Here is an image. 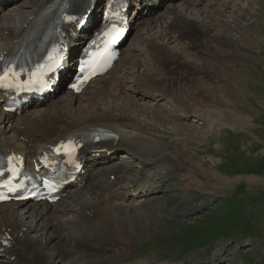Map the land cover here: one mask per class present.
I'll use <instances>...</instances> for the list:
<instances>
[{
	"label": "rangeland",
	"instance_id": "374dc122",
	"mask_svg": "<svg viewBox=\"0 0 264 264\" xmlns=\"http://www.w3.org/2000/svg\"><path fill=\"white\" fill-rule=\"evenodd\" d=\"M29 1L23 0L20 3ZM233 1L224 3V5L228 4L227 9L231 16L229 21L232 25L227 24L223 28L220 26L222 30L221 35L217 37L218 40L212 34L217 29L216 25H208V28L211 26L208 29L212 37L209 39L210 43L205 38L207 34L202 36L201 31H198V35H193L196 30L190 25L192 29L188 31L186 38L191 45L187 50H179L180 54L171 53L170 60L161 66L162 72L167 74L166 76L169 75L170 82L180 78L182 74H188L191 78L195 76L193 81L183 82L186 86L182 87L181 91L190 87L189 94L199 101L195 107L203 117L204 115L209 117L211 123L198 125L193 119H180L178 115L182 111L177 110L174 100L176 97V100H179V94L176 97L170 94L169 98L172 95L173 99L162 102L165 105L162 108L164 110L162 115L166 122L163 119L159 121L151 119L150 116L145 117L144 113L155 106H152L148 100H139V96L142 95L140 91L131 94L132 92L124 87L126 81H122L117 74L114 78L112 75V79L118 81L114 84L120 89H112L111 97L131 94L140 103L135 109L126 104H118V108L126 109L124 114L128 117L139 115L137 119L142 130L162 140L163 149H160L167 155L172 153L176 156V158L168 157L175 159L178 165L185 169L181 170V173L182 175L187 173V180L181 179L177 173L170 181L164 178V174L158 176L165 184L164 193L152 195L146 209H137L138 212H135L136 219L141 222L155 216L159 217L156 224H148V228H143L133 236L130 235L124 241L129 250L115 255L107 261L108 264H143L145 261L150 264H211L209 262L215 257L218 259L217 264H264V0H236L237 6ZM177 5L179 10V6L182 5ZM18 6L17 3L12 9ZM235 7L244 9L243 20L237 18L236 12L234 14L231 12L230 9H236ZM234 15L239 19L236 24L232 23ZM151 32L142 31L138 37H135V41L145 42ZM133 38L129 40L128 48ZM235 44L238 45V49L232 48ZM174 47V43L169 44L171 50ZM232 53L233 56H230ZM230 58L236 61L228 60ZM141 59L142 61L139 62ZM154 59L152 55H144L140 51V60L138 58L127 71L128 86L134 85L130 81L143 71L145 64L153 65L150 69L153 71L145 75L157 74L158 67H154ZM206 66L211 67V71L206 70ZM216 71L221 75L212 73ZM212 85L220 88L215 91L210 88ZM98 92L100 95V91ZM182 96L183 99L187 97L185 94ZM65 97L66 93L61 91L53 102L65 100ZM78 104L77 102L75 105L79 106ZM107 104L110 105L108 101ZM208 104H216L217 108L213 110L207 107ZM115 111L118 113L117 109ZM150 153H147V158L155 161L162 159L158 156L159 149L154 148ZM121 157L124 160L116 158L113 163L108 162L107 166L100 167L97 171L107 176L109 174L105 171L107 168L123 166L121 171L129 169L128 175L126 174L122 179L128 182L123 183L122 188L134 181L139 182L140 178H146L154 172L147 163L138 162L133 157L127 160L125 154ZM188 167L192 168L193 172L188 173ZM171 169L172 167H169V170ZM196 170L203 172L204 175L202 173L196 175ZM210 175L219 176L222 182H212L209 179ZM166 177H168L167 173ZM75 195L72 194L71 199ZM71 199L64 200L65 207L70 204ZM205 200H209L210 204L202 206L204 208L196 212L193 211L191 216L173 218L175 209H185L188 206V210L192 211ZM83 205L81 209L84 208ZM188 210L185 212L189 213ZM19 212L27 222L29 215L23 216L25 213ZM93 217L94 214L90 219ZM34 220L35 218L32 222ZM70 254L72 257L75 254V257L71 258L73 260L70 259V264H80L84 259V256L78 252L71 250Z\"/></svg>",
	"mask_w": 264,
	"mask_h": 264
},
{
	"label": "bare ground",
	"instance_id": "6f19581e",
	"mask_svg": "<svg viewBox=\"0 0 264 264\" xmlns=\"http://www.w3.org/2000/svg\"><path fill=\"white\" fill-rule=\"evenodd\" d=\"M51 1L52 0H30L12 10H7L9 6L8 3H3L0 7V55L4 51H9L11 49L13 41L19 38L23 25L27 22L34 10ZM226 1L230 2L231 0H186L181 2L182 6H179V10H177L178 5L174 4L172 15L167 13L166 15L154 17L153 15L144 16V13L138 14L139 16L136 17L133 28V31L136 32L135 36L138 37L142 31L147 30L152 31L150 37L143 43H140L138 40L135 41L134 38L130 47L128 49L124 48V54L115 64L113 70L109 72L106 77L96 80L94 84L87 89V93L81 96L80 106L75 105V96L69 91L67 92L65 100L62 99L60 102H52V105L49 106L45 105L50 102L49 100L43 103L40 108H37L30 114L27 113V115L22 114L21 117L7 116L0 106V150L11 149L19 151L29 158L33 153H41L46 147L58 142L65 135L100 129L117 136L116 139L109 140V142L105 144L106 148L118 150L124 147V149H126L125 154L135 152V158H144L146 162L150 160L147 158V153H150L154 148L159 149L158 156L162 159L156 160V163H153L154 167L156 166L157 172H166L168 177L177 173L181 179L187 180V173L185 175L181 173V170L185 169L179 166L175 159L172 160L169 158L172 156L176 158V156L172 153L167 155L160 149L162 148L161 146H163L162 140L151 133L147 134V131L144 132L137 119L139 115L135 117L126 116L124 114L126 109H119L118 104H126V106L135 109L139 107L140 103L136 101L131 94H135L136 91L137 93L138 91L142 92V97L144 99H150L152 103H154V101L160 102L165 100L166 96L164 92L169 91V94H172L173 97L179 94L178 98L180 101L176 100L177 97L174 100L177 110L182 111V114L178 115L180 119L185 120L193 117L195 119L199 118L198 120H204L202 113L195 107V104L199 103V101L189 94L190 87L187 90L184 88L185 91H181L182 87L186 86L183 82L193 81L195 76L191 78L188 74H182L180 78L170 82L168 78L169 75L166 76L167 74L162 72L163 68L161 66L167 63V60H170L171 53L180 54L179 50H187L188 46L191 45V42L189 43L187 38L181 37L186 31L191 30V26L201 31L203 33L202 36L207 34L205 38L209 41V39L212 38L209 35L208 29L211 27L208 28L209 24L217 26L216 31L212 32L215 38L221 35L222 29H220V26L223 28L227 26V24L232 25L229 21L230 12L227 9L228 4L224 5ZM233 2V4H235L236 0ZM235 6L237 5L235 4ZM235 8L236 9H230L231 12H233V14L236 12L235 15L238 16L237 18L241 19L244 9L239 7L238 9L237 7ZM4 9L5 12L3 11ZM235 15L233 16V24H236L239 20ZM195 17H197V19ZM1 22H3V24H1ZM179 23L184 24L185 28L180 29L178 27ZM237 24L239 25V23ZM180 27L183 26L181 25ZM192 39L190 40L192 41ZM171 43L175 44L173 50L169 48V44ZM232 46V48L238 47L237 44ZM140 51L144 55H152L155 58L153 64L154 67H158V71H156L157 74L151 76L145 75V73L153 71V69L150 70L153 68V65L148 62L152 66L145 64L143 71L138 75L136 74L137 76L134 77L135 79L130 81V83H134V85L128 86L127 71L130 70L138 58L140 60ZM229 53L230 52H228V54ZM231 55L233 56V53ZM174 59L176 60V58ZM141 61L142 59L139 62ZM214 65L215 64H213V67ZM207 69L211 71V67L206 66V70ZM212 73L218 75L220 72L216 71ZM115 74L120 76L119 78L122 81H126L124 87H126V90L132 92L130 95L119 96L120 94H118V96L111 97L112 89H120L119 86L114 84V79H112V75L114 76ZM176 82L177 85H175ZM146 86H151V88H146ZM92 87H94V89H92ZM210 88L216 91L220 87L212 85ZM98 91H100V95ZM182 94H185L187 97L183 99ZM93 95L98 96L93 97ZM104 96H106V98ZM184 100L187 103H184ZM107 101L110 105L107 104ZM181 101H183L182 104ZM160 106L146 111L144 116H150L151 119H158L159 121L163 119L166 122V119L162 115L164 112L162 109L163 107ZM207 107H211L213 110L217 108L216 104H208ZM115 109H117L119 114ZM200 109L203 108L200 107ZM172 117L175 118V116ZM87 156L89 158L92 157V155L88 153ZM99 157L101 158L98 159L99 162L97 164L100 166L107 165L108 162L113 161L106 157V153L100 154ZM177 158H179V156ZM122 167L123 166H117L111 168L112 170L110 168L105 170L109 172L107 175L109 177L116 173L114 182L111 181L110 178H107L105 174L101 172L96 173L97 178L89 180L88 185L85 186L86 191L80 195L76 194L73 199H71L72 203L70 202V204L66 205L63 209L55 210L56 208L53 209L54 207L50 208L46 206L45 208L43 207V211L38 212L35 207L26 204L25 210L28 211V214L30 213L33 215L35 222H26L25 217L20 219L22 215L19 212L20 210L16 208L18 207L17 204L0 205V239L8 233L15 235L17 240L10 254H16L18 257L17 261L0 260V264H70L72 260V255L70 254L71 250L84 256L80 264H90L91 261H94L92 264H106L107 261L111 260L115 255L125 251L127 252L129 249L124 241L130 235L133 236L135 233L142 231L148 224H156L159 217L155 216L152 219L141 222V220L139 221L136 219L135 212H138L137 209L145 210L146 205L151 200L149 196L159 192L161 186L157 179L149 177L137 182L126 192L120 191L117 186H119L123 175L128 174V171H130L129 169L121 171ZM169 167H172V169L169 170ZM189 167L188 173L193 172L192 168ZM195 172L196 175H199V173L204 175L201 171L196 170ZM209 177L212 182H222L219 176L210 175ZM108 187H114L113 198L110 199L105 196ZM137 190L142 193L146 191V193L142 194L140 199H134L132 194ZM79 202H82L85 206ZM206 204L207 202H204L197 208H201ZM81 205H83L84 208L82 207L81 209ZM47 211L51 212L48 214L44 213ZM92 214H94V217L90 219ZM67 216H70V218H67ZM41 221H43V223L40 224ZM45 222L46 224H44ZM38 228L39 237H31L30 234L32 232H37ZM62 253H64V255ZM143 264H150V262L145 261Z\"/></svg>",
	"mask_w": 264,
	"mask_h": 264
}]
</instances>
